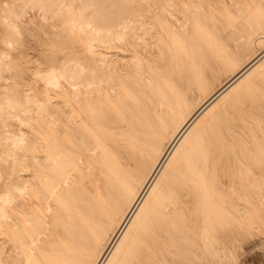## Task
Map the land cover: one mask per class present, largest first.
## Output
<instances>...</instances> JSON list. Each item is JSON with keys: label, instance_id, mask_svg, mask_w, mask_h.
Here are the masks:
<instances>
[{"label": "bare ground", "instance_id": "bare-ground-1", "mask_svg": "<svg viewBox=\"0 0 264 264\" xmlns=\"http://www.w3.org/2000/svg\"><path fill=\"white\" fill-rule=\"evenodd\" d=\"M74 1L21 0L18 8L8 3L3 19L7 34L18 35L14 20L25 6L37 7L43 20L48 12L61 22L69 20L72 25L61 26L63 34L87 27L88 48L100 32L119 47L126 44L128 32L132 45L147 33L145 22L138 19L144 9L140 3L111 1L116 6L111 14L93 10L83 16L85 7L102 0H78V7ZM152 1L172 15L171 0ZM91 54L86 66L62 61L43 74L45 83L55 87L60 77L66 79L71 101L67 110L54 105L48 123L54 141L46 148L40 133L41 152L23 158V170L31 159L38 160L33 178L15 169L6 176L0 194V264H213L217 245L228 248L231 233L261 211L264 146L254 136L251 146L240 139L248 112L238 102L247 95H236L227 106L210 112L219 97L264 60V49L191 110L215 78L219 59L203 60L196 69L182 66L178 89L173 85L170 95H157L130 60ZM3 69L0 63V73ZM112 72L128 86L123 102L109 83ZM16 86L0 110L20 118L18 110L30 114L32 98L20 96ZM11 140L19 144L22 133L12 134ZM93 164L96 176L91 178L86 169ZM67 196H72L71 204L64 200Z\"/></svg>", "mask_w": 264, "mask_h": 264}, {"label": "rangeland", "instance_id": "rangeland-1", "mask_svg": "<svg viewBox=\"0 0 264 264\" xmlns=\"http://www.w3.org/2000/svg\"><path fill=\"white\" fill-rule=\"evenodd\" d=\"M67 1L62 0L63 3ZM111 1L117 0H102V4L85 7L83 16L92 14L93 10V14L97 15H101L103 10L111 14L116 8ZM8 3L18 8L21 0H0V53L4 54L0 55L3 56L0 57V63L4 65L0 73V106L5 96L11 93L15 82L16 91L20 96L27 95L32 98V102L29 115L18 110L20 118L0 110V194L4 190L6 176L13 169L16 173H29L31 179L33 178L38 160L31 159L30 164L23 170V158L41 152L40 133L43 134L46 148L54 141V132L48 126L55 115L54 105L68 109L71 98L66 79L60 77L56 87L45 83L43 74L48 71L50 65L58 66L62 61H77L86 66L93 56L91 52H101L113 60H130L133 67L137 66L138 75L142 74L144 77L143 81L148 89H152L157 95L164 92L170 95L173 85L178 89L182 66L186 69H196L203 60L219 59L215 78L210 82L209 88L188 107V110H191L203 103L212 91L231 80L264 49V0H171L168 10L172 15L161 12L157 7L160 4L155 1L132 0L133 5L140 3L144 8L138 19L142 18L145 22L143 30L148 29L147 33L139 35L135 39L136 45H132L128 41L132 39V34L128 32L126 44L119 47L115 39L109 41L104 32H100V36L90 40L91 48H88L87 27H73L65 31L67 34H63L61 26L72 23L69 20L61 22L50 12L43 20V14L35 6H25L23 14L14 20L18 35L7 34L6 21L3 19ZM73 6H79L78 0L74 1ZM139 33L140 30H137V34ZM51 37L56 41H52ZM7 41L11 44L7 45ZM135 61L138 64L134 65ZM37 72H40V75ZM122 81L117 72L110 74L109 83L118 90L119 102L127 99L128 86ZM133 92L137 93V90ZM226 93L213 103L210 114L227 106L228 100L234 96L247 95L248 98L242 97L238 102L239 107L248 112V119L245 127L239 130V136L249 146L252 145L253 136L264 146V60H259ZM41 102L44 103L43 109L38 108ZM119 102L115 103L118 105ZM85 103L88 106L92 104L90 99ZM20 132L22 143H12L11 135ZM101 149L110 148L101 146ZM263 156L264 153L261 157V211L254 212L248 217L243 228H236L231 233L228 248L217 245L213 252V264H264ZM254 169L258 171L260 168ZM86 170L91 171L89 177L96 176V165L93 164ZM64 200L69 204L73 202L72 196H67ZM250 205H253L251 201ZM55 224L60 228V222ZM106 240L100 242L98 255L102 252ZM42 259L48 263L47 259Z\"/></svg>", "mask_w": 264, "mask_h": 264}]
</instances>
